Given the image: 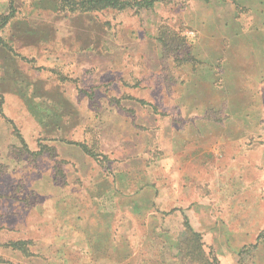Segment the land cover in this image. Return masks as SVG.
Returning <instances> with one entry per match:
<instances>
[{"label":"rangeland","instance_id":"1","mask_svg":"<svg viewBox=\"0 0 264 264\" xmlns=\"http://www.w3.org/2000/svg\"><path fill=\"white\" fill-rule=\"evenodd\" d=\"M0 0V264H264V0Z\"/></svg>","mask_w":264,"mask_h":264},{"label":"trees","instance_id":"2","mask_svg":"<svg viewBox=\"0 0 264 264\" xmlns=\"http://www.w3.org/2000/svg\"><path fill=\"white\" fill-rule=\"evenodd\" d=\"M162 0H86L78 3L79 11L89 13L105 10H148ZM6 22V18L0 19V28Z\"/></svg>","mask_w":264,"mask_h":264}]
</instances>
